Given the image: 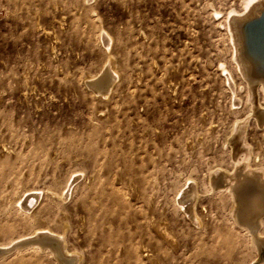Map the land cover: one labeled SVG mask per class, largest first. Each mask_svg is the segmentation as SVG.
Returning a JSON list of instances; mask_svg holds the SVG:
<instances>
[{
  "label": "rangeland",
  "instance_id": "374dc122",
  "mask_svg": "<svg viewBox=\"0 0 264 264\" xmlns=\"http://www.w3.org/2000/svg\"><path fill=\"white\" fill-rule=\"evenodd\" d=\"M247 1L0 0V244L48 227L76 264L256 260L232 198L208 184L234 168L225 139L251 110L228 32ZM108 57L118 77L88 87ZM247 139L264 167V127ZM191 180L196 223L177 203ZM0 264L57 263L26 247Z\"/></svg>",
  "mask_w": 264,
  "mask_h": 264
},
{
  "label": "bare ground",
  "instance_id": "6f19581e",
  "mask_svg": "<svg viewBox=\"0 0 264 264\" xmlns=\"http://www.w3.org/2000/svg\"><path fill=\"white\" fill-rule=\"evenodd\" d=\"M228 32L235 66L248 85L251 110L233 124L225 139L234 168L231 171L221 168L211 171L208 184L211 188L230 195L235 220L249 234V240L257 250V259L251 264H264V167H251L252 151L247 139V130L252 121L259 129L264 127V103L262 105L257 97L261 89L264 101V0H248L244 13L229 19ZM103 41L105 46L110 47L111 38L107 34H104ZM105 63L100 75L87 80L88 87H96L97 82H109L118 77L111 57ZM222 72H225L226 81L233 88L235 81L231 72L224 65ZM106 93L105 91L103 94ZM72 182L64 188L61 195L55 196L65 197L70 192ZM185 186L177 203L184 214L196 223L199 221L194 205L199 195L197 183L191 180ZM40 194L37 190L24 193L20 198V208L29 210L36 207ZM26 247H44L57 264H76L81 257L80 253L66 247L61 235L44 227L0 244V263L13 251Z\"/></svg>",
  "mask_w": 264,
  "mask_h": 264
}]
</instances>
